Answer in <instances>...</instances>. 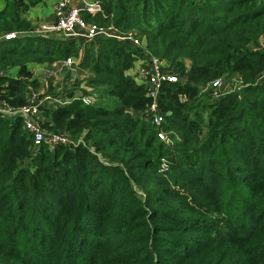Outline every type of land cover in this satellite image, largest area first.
<instances>
[{"label": "trees", "instance_id": "obj_1", "mask_svg": "<svg viewBox=\"0 0 264 264\" xmlns=\"http://www.w3.org/2000/svg\"><path fill=\"white\" fill-rule=\"evenodd\" d=\"M100 1L87 22L136 31L185 79L161 92L168 141L138 115L148 89L128 72L143 49L30 35L43 0H5L2 101L41 90L29 64L74 58L118 105L42 107V128L71 138L54 148L0 113V264H264V0ZM219 78L231 91L215 98L204 89Z\"/></svg>", "mask_w": 264, "mask_h": 264}, {"label": "built area", "instance_id": "obj_2", "mask_svg": "<svg viewBox=\"0 0 264 264\" xmlns=\"http://www.w3.org/2000/svg\"><path fill=\"white\" fill-rule=\"evenodd\" d=\"M102 13L103 7L100 0H82L80 6H76L74 0H58L55 6V20L51 23L36 25L29 34L43 38H50L59 34L64 39L80 45L99 38H105L128 43L132 47L143 49L145 58L138 60L139 64L134 68V72L131 75L138 84L144 85L148 89L149 102L138 115L157 128V136L161 141H168V135L163 129L165 115L160 108L161 92L165 84L184 82L185 79L168 70V66L164 61L150 55L146 49V42L137 35L136 31L122 32L114 26L87 22L83 17V14L95 17ZM22 35L24 33L12 32L5 34L4 38L12 40ZM64 63L69 67L75 81L77 74L70 67L75 62H73L72 58H69ZM262 77L264 78V73ZM224 82L222 78L216 79L204 91L211 90L213 97L217 98L223 93L231 91L230 86L228 85L227 87ZM85 89L90 92V88L86 87ZM75 100H81L87 106L98 102L97 94L92 91L88 95L79 94L73 98L67 97L65 94H40L32 91L28 98V104L25 106L11 107L0 99V113L8 118H20L22 120L25 131L32 136L34 148H40L42 145L54 148L59 145L69 144L71 138L66 132L56 133L44 130L38 120L41 108L45 106H64L71 104ZM134 115L136 116L137 113H134Z\"/></svg>", "mask_w": 264, "mask_h": 264}, {"label": "crops", "instance_id": "obj_3", "mask_svg": "<svg viewBox=\"0 0 264 264\" xmlns=\"http://www.w3.org/2000/svg\"><path fill=\"white\" fill-rule=\"evenodd\" d=\"M58 0H43V2L39 5H37L36 7H33L29 10L28 12V19L31 20V22L33 23L34 27L40 23H51L55 20V6L57 4ZM81 2L82 0H74V3L76 6H80L81 5ZM5 5H6V2L5 0H0V12L5 8ZM55 37H62V35H55ZM261 44L264 46V36L262 37L261 39ZM139 64V62H135V67H137V65ZM75 67H73V71L76 72L77 74V77L78 75L79 76V80L83 83V86H82V90H86L85 88V80L86 78L89 76L88 73L84 72V71H80V69H78L76 67L77 65V62L74 64ZM28 68L29 70H31L34 75H35V78L39 79L41 84H42V88L40 91H38L37 93H47L48 90H49V87L48 86V82L44 83L43 80H44V77L41 76V72H43V70L45 68H49L51 70V72L53 73L54 77L56 79H54V82L55 84L53 85V88L56 86V85H63V91L62 92H56V89L54 91L55 95H60V94H65L67 96L68 92L74 90V91H78L80 90V86H78V88H74L73 87V84L76 85V83H73V80L69 81L67 79H64L63 82H60L58 77L62 76V74H65V73H69L70 70H69V67H67L65 65L64 62H58V63H55L53 65H37V64H29L28 65ZM53 69V71H52ZM134 72V69H131L128 74L129 75H132ZM11 75L12 76H16L17 75V69H14L11 71ZM73 77V75H72ZM66 89V90H65ZM88 91V90H87ZM49 94H53V93H49ZM81 94L80 92H77L76 95H79ZM68 97V96H67ZM39 122H43L45 121V118L42 116V112L38 118Z\"/></svg>", "mask_w": 264, "mask_h": 264}, {"label": "rangeland", "instance_id": "obj_4", "mask_svg": "<svg viewBox=\"0 0 264 264\" xmlns=\"http://www.w3.org/2000/svg\"><path fill=\"white\" fill-rule=\"evenodd\" d=\"M72 60H73V62H77L74 58H72ZM46 66H48V65H46ZM70 67H71V69H73V64H71ZM134 67H135V65H134ZM134 67L132 69H134ZM52 71H53V69H52ZM41 76L44 77V80H43L44 83L48 82V86H52L53 87V85L55 84L54 79H56V78L54 77L53 73L51 72V70L49 68L48 69L45 68L43 70V72H41ZM79 76L80 75H78L77 79L75 80L76 82L73 80V77H72V73L71 72L68 73V74L67 73L62 74V76H60L58 78H60L59 79L60 82H63L64 79H67L69 81L70 80L71 81L73 80V83H77V81L79 80L78 79ZM62 78H64V79H62ZM78 82L80 83V85H79L80 86V90L83 89L82 88L83 83L80 80ZM225 84L228 87V83H225ZM73 87L75 88L77 86L75 84H73ZM55 89H56V92H62L64 88H63V85L61 84V85H56L54 87V90ZM91 91H92V89H90V92ZM97 99H98L97 104H105V105H108L110 107H114V106H117L118 105V102H117V100L115 98L105 97V96H102L100 93L97 94Z\"/></svg>", "mask_w": 264, "mask_h": 264}]
</instances>
